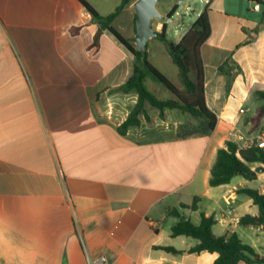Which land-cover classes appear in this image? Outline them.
Wrapping results in <instances>:
<instances>
[{
    "label": "crops",
    "instance_id": "crops-1",
    "mask_svg": "<svg viewBox=\"0 0 264 264\" xmlns=\"http://www.w3.org/2000/svg\"><path fill=\"white\" fill-rule=\"evenodd\" d=\"M86 1L102 16L122 2ZM136 1L112 24L135 48ZM255 4L209 6L201 55L206 104L218 119L212 133L187 112L165 109L162 117L147 103L140 124L121 134L138 101L118 90L133 74L134 55L108 30L93 46L99 23L78 0H0V264H90L100 256L109 264H213L217 253H192L198 240L171 235L179 219L168 211L194 198L197 210H180L186 219L214 217V235L235 233L264 258V226L240 223L260 210L238 193L264 195V166L250 165L251 180L209 184L229 132L256 136L264 127L263 120L253 131L248 122L264 91V6ZM157 21L160 33L165 24ZM151 39L148 61L184 91L166 45ZM147 84L160 89L151 78Z\"/></svg>",
    "mask_w": 264,
    "mask_h": 264
},
{
    "label": "trees",
    "instance_id": "trees-1",
    "mask_svg": "<svg viewBox=\"0 0 264 264\" xmlns=\"http://www.w3.org/2000/svg\"><path fill=\"white\" fill-rule=\"evenodd\" d=\"M78 1L99 23V29L94 37L93 46L97 47L99 45L101 34L108 30L135 57L132 76L126 84L118 88L119 91L125 94H138V101L134 110L119 127L121 134H126L130 127L140 124L139 116L146 114L145 106L147 103L159 109L162 117L165 109H180L193 116L201 125L203 133H212L215 130L218 119L206 104L204 63L201 55L202 45L211 34L209 8H205L178 43L167 39L166 24L162 32L158 33L157 37L165 43L169 55L179 69L180 82L184 87V91H180L148 61L147 53L143 56L140 51L112 27L117 17L131 4V0H122L116 10L108 16L100 15L86 0ZM253 1L264 6L263 0ZM175 12L176 8L171 11L169 17H172ZM77 31L78 28L73 33ZM221 72H225V66L221 67ZM148 78L160 83L174 95V98L168 100L157 98L146 86ZM257 96L260 100L264 101V91L257 92ZM263 120L264 104L257 109L253 116L248 118V122L251 123V129L255 131L261 127ZM254 163L264 166V152L262 150L254 146L249 148L240 147L238 144L228 141L226 148H221L217 152L209 184L211 187L226 185L237 176L248 180L254 179L255 174L250 168V165ZM238 193L252 199L260 210L258 217L247 215L241 218L240 223L243 226H264V195L257 190L247 188L239 190ZM199 201L200 198H194L191 205L182 204L179 209L176 208L168 211L169 215L179 219L178 223L172 227V237L186 236L198 240L199 243L190 252L217 253L218 258L213 264H264V258L254 248L243 243L237 234L233 233L226 237L214 235L213 226L216 224L214 217L202 215L200 224L195 225L190 219H186L181 214V209L197 210ZM161 249L179 253L173 248Z\"/></svg>",
    "mask_w": 264,
    "mask_h": 264
},
{
    "label": "rangeland",
    "instance_id": "rangeland-1",
    "mask_svg": "<svg viewBox=\"0 0 264 264\" xmlns=\"http://www.w3.org/2000/svg\"><path fill=\"white\" fill-rule=\"evenodd\" d=\"M180 1L181 0H157V5H156L158 12L163 17L162 18L163 24L167 25V29H168V32L166 35L167 39L174 43L179 41V38L181 37V35L195 23L199 15L206 8V5L200 2V0H182V2ZM196 4H198V6L195 9ZM174 8H176V12L171 17L172 22H166V19L169 17V14ZM183 22L185 24H183ZM158 24L159 23L156 18L151 20L152 28L156 27V25ZM150 42L151 44L153 43L159 44V45L163 44V42L160 41V39L158 38L151 39ZM163 69L166 72L170 80L175 79L171 72H169L168 70H165V68ZM156 84H158L160 89H154L150 84H147V87L151 92L153 91L152 93H154L157 97H166V94L171 93L165 87H163L160 83L156 82ZM261 103L264 104V101H261ZM245 109L250 110V113H248V116L253 115L255 112L254 108H252V102H249L246 105Z\"/></svg>",
    "mask_w": 264,
    "mask_h": 264
},
{
    "label": "water",
    "instance_id": "water-1",
    "mask_svg": "<svg viewBox=\"0 0 264 264\" xmlns=\"http://www.w3.org/2000/svg\"><path fill=\"white\" fill-rule=\"evenodd\" d=\"M182 2V0L180 1ZM157 0H137L134 4V10L136 13V36L135 44L136 49L146 55L148 41L151 38H156L158 33L151 27L152 19L161 20L163 17L158 12ZM166 22H172L171 17L166 19Z\"/></svg>",
    "mask_w": 264,
    "mask_h": 264
},
{
    "label": "built area",
    "instance_id": "built-area-1",
    "mask_svg": "<svg viewBox=\"0 0 264 264\" xmlns=\"http://www.w3.org/2000/svg\"><path fill=\"white\" fill-rule=\"evenodd\" d=\"M213 0H200V2L204 3L206 5V8H209ZM198 4H196L195 9L197 8ZM254 9L256 11H259L261 9V6L256 3L254 6ZM241 113H244V110H241ZM229 142H233L238 144L240 147L249 148V147H255L264 152V127L261 129V131L256 136H251L244 134L243 132L239 130H231L229 132ZM226 215L233 214V209L228 208L224 212ZM90 264H109L108 260L105 256H100L93 260Z\"/></svg>",
    "mask_w": 264,
    "mask_h": 264
}]
</instances>
